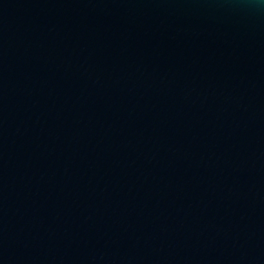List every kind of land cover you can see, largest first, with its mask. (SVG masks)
<instances>
[{
  "label": "water",
  "instance_id": "1",
  "mask_svg": "<svg viewBox=\"0 0 264 264\" xmlns=\"http://www.w3.org/2000/svg\"><path fill=\"white\" fill-rule=\"evenodd\" d=\"M0 264H264V0H0Z\"/></svg>",
  "mask_w": 264,
  "mask_h": 264
}]
</instances>
